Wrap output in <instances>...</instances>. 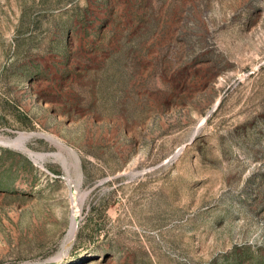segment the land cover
<instances>
[{
	"label": "rangeland",
	"instance_id": "1",
	"mask_svg": "<svg viewBox=\"0 0 264 264\" xmlns=\"http://www.w3.org/2000/svg\"><path fill=\"white\" fill-rule=\"evenodd\" d=\"M0 138V264H264V0H0Z\"/></svg>",
	"mask_w": 264,
	"mask_h": 264
},
{
	"label": "bare ground",
	"instance_id": "2",
	"mask_svg": "<svg viewBox=\"0 0 264 264\" xmlns=\"http://www.w3.org/2000/svg\"><path fill=\"white\" fill-rule=\"evenodd\" d=\"M33 136H31L30 134H20V136L17 139H15L13 142H10V144L14 145L15 147H19V148L23 149L24 151L26 150V152H28L29 154L34 156L36 160L37 159L38 160L43 159L45 157V154L43 155V154L33 153L32 151L28 150V148L26 146V142ZM1 140H4V139L0 138V141ZM77 220H78V214H77V212H75V214L72 216V219H71V226H70L69 233H68L69 240L74 239V237L76 236ZM68 238H67V240H68Z\"/></svg>",
	"mask_w": 264,
	"mask_h": 264
},
{
	"label": "water",
	"instance_id": "3",
	"mask_svg": "<svg viewBox=\"0 0 264 264\" xmlns=\"http://www.w3.org/2000/svg\"><path fill=\"white\" fill-rule=\"evenodd\" d=\"M31 136H33V134H31Z\"/></svg>",
	"mask_w": 264,
	"mask_h": 264
}]
</instances>
